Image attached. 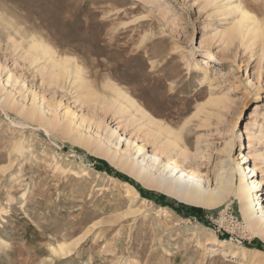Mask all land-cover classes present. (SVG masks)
<instances>
[{
    "label": "rangeland",
    "instance_id": "1",
    "mask_svg": "<svg viewBox=\"0 0 264 264\" xmlns=\"http://www.w3.org/2000/svg\"><path fill=\"white\" fill-rule=\"evenodd\" d=\"M231 2L0 0V264H264L239 199L255 165L264 179V0H241L263 26L255 41L233 32ZM33 41L74 58L87 83L38 62ZM113 84L180 133L193 157L185 166L212 188L234 175L225 206L209 211L145 187L66 136L67 112H76L116 131L138 161L141 145L146 159L157 153L129 114L110 109ZM34 106L43 119L31 118ZM77 121L74 138L94 134L92 121ZM96 160L175 207L201 210L204 222L143 198ZM252 192L261 206L264 187ZM61 243L64 256L54 250Z\"/></svg>",
    "mask_w": 264,
    "mask_h": 264
},
{
    "label": "bare ground",
    "instance_id": "2",
    "mask_svg": "<svg viewBox=\"0 0 264 264\" xmlns=\"http://www.w3.org/2000/svg\"><path fill=\"white\" fill-rule=\"evenodd\" d=\"M227 10L233 11L238 16L233 28V32L237 33L238 36L246 35L247 37H252L255 41L263 34V26L260 25L261 23L258 22L253 13L244 8L241 0H235L234 4L231 2ZM29 50L34 54L38 62L42 59L45 60L47 67H50L58 77L62 76L73 80L74 84L85 85L87 83L83 69L74 62V58L69 56L57 58L51 47L39 41H33ZM107 88L114 96L113 99H106L110 109L114 110L116 116L129 114V120H126V122L129 126H139L138 129L136 128L137 131L144 134L146 142L156 147L157 153L153 157L146 159V147L141 145L137 153L143 156V159L138 161V158L131 154L130 147L126 150L120 149L122 139L121 137L114 139L116 131L107 132L105 129L106 125L102 121H94L85 116H79L76 112L72 113L68 111L67 115L70 116L72 121L65 125L64 130L69 139L80 147L93 151L99 157L107 159V161L118 167L124 173L135 177L145 187L156 188L164 193L178 197V200L188 204L214 211L229 202L230 197L236 190L234 175L228 173L226 178L221 180L218 186L212 188L209 182H206L200 176L198 168L193 167L195 164H191L188 167L185 166L189 161L192 163L193 157L188 149H185L183 138L178 131L175 132L174 129L166 126L161 120L153 117L126 91L114 84L107 85ZM36 106L32 108L31 118L43 119V113ZM76 119H78L77 123H79L78 126L80 128H85L87 126L85 125L86 122L92 121L91 126L95 127L94 134H87L84 131L78 130L76 138H74L72 126H74L73 123ZM262 137L263 134L260 133L257 139L262 140ZM248 148L250 150L252 148L251 141ZM172 155H176L178 158H172L170 164H163L165 160L162 159V156L170 157ZM242 170V174L245 175L246 171L244 169ZM252 171L253 175L247 180L248 183L240 187L239 190V199L247 200L246 202L240 203V212L250 234L264 242V207H262L264 203L260 206V201L252 192L257 188L264 187V179L258 180L260 169L256 165L250 170V172ZM255 172L257 173V178H255ZM127 186L130 190L136 192L135 188L128 184ZM165 210L168 212L167 209ZM217 242L221 243V241ZM54 250L56 254L64 256L68 253L69 246L61 243ZM258 253L261 254V252Z\"/></svg>",
    "mask_w": 264,
    "mask_h": 264
},
{
    "label": "trees",
    "instance_id": "3",
    "mask_svg": "<svg viewBox=\"0 0 264 264\" xmlns=\"http://www.w3.org/2000/svg\"><path fill=\"white\" fill-rule=\"evenodd\" d=\"M96 163L99 164L98 166V170L100 172H104V173H107L109 174L110 176H115L117 177L118 179L124 181V182H127L129 183L132 187H134L139 193L140 195L145 198V199H155L156 198V201L157 203L162 206V207H168L170 209H172L173 211L179 213V214H183L185 216H188V217H195V218H198V215L201 214V210H198L196 208H188L187 206H181V207H175L174 205L166 202V198L163 197V196H158L156 195L154 192H150V191H147V190H144L142 189L136 182H134L133 180H131L130 178H128L127 176H125L124 174L120 173V172H117L116 170H114L113 167H111L109 164L105 163V162H102V161H99V160H96L95 161ZM185 211L187 213H185ZM193 212V216L192 214H189ZM198 220L204 222V219L202 217H199ZM256 245H257V249L259 251H262L264 252V248L262 246V244L259 242V241H256Z\"/></svg>",
    "mask_w": 264,
    "mask_h": 264
}]
</instances>
